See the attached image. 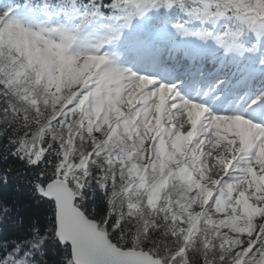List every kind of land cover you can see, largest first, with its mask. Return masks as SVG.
I'll use <instances>...</instances> for the list:
<instances>
[{"label": "snow or ice", "instance_id": "6c2138e0", "mask_svg": "<svg viewBox=\"0 0 264 264\" xmlns=\"http://www.w3.org/2000/svg\"><path fill=\"white\" fill-rule=\"evenodd\" d=\"M0 264H264V0H0Z\"/></svg>", "mask_w": 264, "mask_h": 264}]
</instances>
